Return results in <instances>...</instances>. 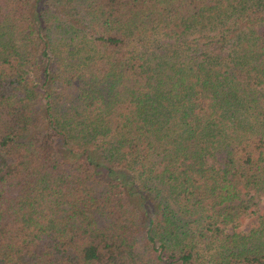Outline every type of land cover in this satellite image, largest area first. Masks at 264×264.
I'll return each mask as SVG.
<instances>
[{
  "label": "trees",
  "instance_id": "16d2710c",
  "mask_svg": "<svg viewBox=\"0 0 264 264\" xmlns=\"http://www.w3.org/2000/svg\"><path fill=\"white\" fill-rule=\"evenodd\" d=\"M0 264H264V0H0Z\"/></svg>",
  "mask_w": 264,
  "mask_h": 264
},
{
  "label": "rangeland",
  "instance_id": "374dc122",
  "mask_svg": "<svg viewBox=\"0 0 264 264\" xmlns=\"http://www.w3.org/2000/svg\"><path fill=\"white\" fill-rule=\"evenodd\" d=\"M246 220V218L244 219V221Z\"/></svg>",
  "mask_w": 264,
  "mask_h": 264
}]
</instances>
